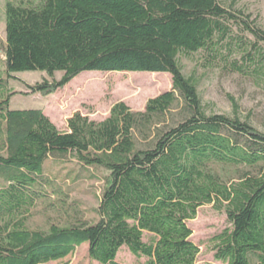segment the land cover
Returning a JSON list of instances; mask_svg holds the SVG:
<instances>
[{"label": "trees", "instance_id": "trees-1", "mask_svg": "<svg viewBox=\"0 0 264 264\" xmlns=\"http://www.w3.org/2000/svg\"><path fill=\"white\" fill-rule=\"evenodd\" d=\"M228 1L7 0L0 264L58 261L85 243L100 264H121L124 246L147 264H196L201 249L188 222L204 205L224 211L229 224L213 239L214 260L264 264V132L209 112L180 63V55L224 60L238 52L243 63L233 69L264 82V29ZM22 71L49 76L26 85L33 94H54L96 71L169 73L172 89L143 110L117 102L100 121L77 111L62 131L44 109L10 108V80ZM89 86L83 90H96ZM52 160L96 171L89 177L102 185L92 213L71 197V184L46 172ZM223 167L235 170L224 176Z\"/></svg>", "mask_w": 264, "mask_h": 264}, {"label": "rangeland", "instance_id": "rangeland-1", "mask_svg": "<svg viewBox=\"0 0 264 264\" xmlns=\"http://www.w3.org/2000/svg\"><path fill=\"white\" fill-rule=\"evenodd\" d=\"M236 1V7L243 9L257 20L264 29V0H229ZM7 0H0V39L6 38L5 6ZM250 39H253L249 36ZM264 47V41L260 42ZM2 53L0 50V64ZM233 61L242 64L241 54L236 52L221 60H211L206 53L198 52L191 55H180V63L187 76L193 77L197 83L202 102L209 112L238 116L248 121L257 130L264 132V82L257 81L251 75L233 69ZM211 63V64H210ZM3 70V66H2ZM151 72H83L74 78L67 86L54 94L28 93L27 84H34L49 76L41 71H22L14 74L10 80L9 92L16 91L11 97V109H44V112L62 131L67 130V120L73 113L79 111L93 120L105 119L112 106L120 101L125 102L133 110H143L148 99L172 89V78L169 73L150 74ZM62 72H57L59 79ZM83 83H89L96 90L84 91ZM81 84V87L78 86ZM123 84L132 86V91L122 94ZM122 85V86H121ZM48 174L57 175L71 184L72 198L81 201L82 206L92 213L97 207L101 182L89 177L81 165L74 161H48L45 165ZM224 176L234 172V168L220 169ZM100 173V172H99ZM79 179L74 180L75 175ZM2 182V181H1ZM1 186V184H0ZM42 223V222H40ZM188 225L193 230L192 241L200 249L196 264H222L214 260L213 239L229 226L224 211L215 209L212 205H204L198 209L196 218ZM149 235L145 237L148 241ZM121 264H147V258H137L127 247H122L117 259ZM45 264H100L89 256L87 243L77 247L76 251L66 258Z\"/></svg>", "mask_w": 264, "mask_h": 264}]
</instances>
